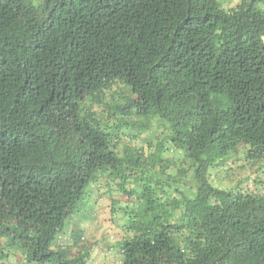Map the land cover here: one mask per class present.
<instances>
[{"label": "trees", "instance_id": "obj_1", "mask_svg": "<svg viewBox=\"0 0 264 264\" xmlns=\"http://www.w3.org/2000/svg\"><path fill=\"white\" fill-rule=\"evenodd\" d=\"M240 147L264 168V0H0V258L88 264L57 241L104 179L121 264H264V192L208 180Z\"/></svg>", "mask_w": 264, "mask_h": 264}, {"label": "rangeland", "instance_id": "obj_2", "mask_svg": "<svg viewBox=\"0 0 264 264\" xmlns=\"http://www.w3.org/2000/svg\"><path fill=\"white\" fill-rule=\"evenodd\" d=\"M234 1L237 0H233ZM134 127V126H133ZM166 133L156 122L150 128H133L130 132L123 129V145L143 147L146 142L153 141L157 136ZM245 147H240L232 154L224 166L210 169V184L222 190L244 189L249 192H264L263 166L260 162L245 158ZM174 157L173 153L165 155ZM107 182L100 179L88 189V200L84 208H77L71 216L69 225L57 241V245L66 247L74 242V231H81V247L89 250L88 264H121L122 254L117 247L125 236V216L123 209L130 205L127 198L120 192L111 190ZM5 247V245H4ZM7 249L2 250L5 254ZM77 252V250H76ZM17 254L3 256L0 264H37L28 263L18 251Z\"/></svg>", "mask_w": 264, "mask_h": 264}, {"label": "crops", "instance_id": "obj_3", "mask_svg": "<svg viewBox=\"0 0 264 264\" xmlns=\"http://www.w3.org/2000/svg\"><path fill=\"white\" fill-rule=\"evenodd\" d=\"M236 2V1H235Z\"/></svg>", "mask_w": 264, "mask_h": 264}]
</instances>
